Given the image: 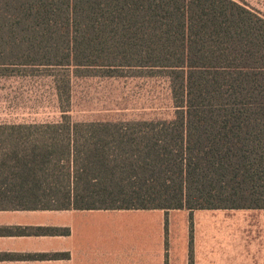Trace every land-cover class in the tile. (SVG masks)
<instances>
[{
    "label": "trees",
    "instance_id": "trees-1",
    "mask_svg": "<svg viewBox=\"0 0 264 264\" xmlns=\"http://www.w3.org/2000/svg\"><path fill=\"white\" fill-rule=\"evenodd\" d=\"M21 69L54 78L62 116L0 124V210H264V15L245 2L0 0V76ZM158 73L171 120L69 114L73 77Z\"/></svg>",
    "mask_w": 264,
    "mask_h": 264
},
{
    "label": "crops",
    "instance_id": "crops-1",
    "mask_svg": "<svg viewBox=\"0 0 264 264\" xmlns=\"http://www.w3.org/2000/svg\"><path fill=\"white\" fill-rule=\"evenodd\" d=\"M224 211L0 210V264H191V250L193 264H264V243L233 261L214 255L207 220ZM182 220L186 235L178 240Z\"/></svg>",
    "mask_w": 264,
    "mask_h": 264
},
{
    "label": "rangeland",
    "instance_id": "rangeland-1",
    "mask_svg": "<svg viewBox=\"0 0 264 264\" xmlns=\"http://www.w3.org/2000/svg\"><path fill=\"white\" fill-rule=\"evenodd\" d=\"M241 1L264 15V0ZM26 70L0 76V124L60 120L62 110L54 78L43 69L35 73ZM175 112L170 80L160 73L72 78L69 114L74 121L171 120ZM208 218L206 239L214 255L227 252L233 261L248 253L247 249L264 243V211L228 210ZM178 224L181 240L186 235L185 221ZM202 234L205 237L204 230Z\"/></svg>",
    "mask_w": 264,
    "mask_h": 264
}]
</instances>
